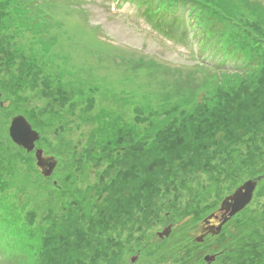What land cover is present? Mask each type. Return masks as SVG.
Returning a JSON list of instances; mask_svg holds the SVG:
<instances>
[{"label":"trees","instance_id":"obj_1","mask_svg":"<svg viewBox=\"0 0 264 264\" xmlns=\"http://www.w3.org/2000/svg\"><path fill=\"white\" fill-rule=\"evenodd\" d=\"M56 1L0 0V264H120L141 246L144 264H206L208 249L195 246L213 241L210 264H264V205L248 204L202 244L170 251L174 233L149 236L165 213L175 230L187 223L176 219H200L207 203L195 198L212 204L241 179L259 177L264 195V0H115L209 71L198 100L177 93L145 109L56 54L70 36ZM30 90L42 108L28 106ZM16 115L56 160L48 178L9 139Z\"/></svg>","mask_w":264,"mask_h":264},{"label":"rangeland","instance_id":"obj_2","mask_svg":"<svg viewBox=\"0 0 264 264\" xmlns=\"http://www.w3.org/2000/svg\"><path fill=\"white\" fill-rule=\"evenodd\" d=\"M54 2H51L53 4L52 11L56 13V17L61 22L62 29L66 31L67 36L68 32L70 33L67 41L64 40L66 48L56 54L70 59L73 72L93 74L100 85L103 82L107 84L109 91L113 89L118 94L121 92L130 94L135 102L140 103L139 106H142V109L158 105L159 99L167 102L177 93L183 94V100L186 101L194 102L200 98L196 89L202 86L209 71L197 69L190 65L189 50L185 52L181 44H171L152 31L140 15V10L127 3L113 0H57L56 3ZM27 39L29 40L28 37ZM25 93L23 92V96L27 97L28 106L42 108L43 101L38 98L32 99L31 90L25 91ZM131 110L132 106L130 105H124L121 108L122 113ZM35 147L41 149L36 143ZM43 156L52 157L44 154ZM247 180L238 181L233 189L225 192L212 204L213 197L207 194L195 198L193 201L195 204L192 205L197 208L205 205L196 204L198 201L207 203L201 216L203 219L193 220L191 217L176 219L180 225L186 221L187 223L175 230L176 225L172 220L167 219V213H165L161 225L153 226L149 231V236L151 239L156 237L159 240L156 236L157 233L169 227L168 236L171 237L173 233L174 236L167 240L164 246L170 251L177 246L176 241L187 244L195 241L199 235V230L194 231L196 230L195 226L199 225L200 227L202 225L200 221L203 222L210 211L218 210L224 198L231 195ZM256 191L257 187L254 189L249 204L262 206L264 205V195L257 196ZM200 197L202 200L198 199ZM187 200L190 201L191 198L187 197ZM180 204L185 205L184 202ZM172 218L174 220L176 217ZM198 244L202 243L199 242ZM214 246H217L215 241L210 242L209 246L197 245L195 250L202 252L205 248V251L208 249V252H203L204 256H214L209 252ZM142 247L139 251L134 248L135 250L128 254H122L120 264H133L137 259L139 260L138 264L146 263L149 259L143 252H146L147 249ZM167 257L169 258V256ZM131 258L136 259L134 262H130ZM172 259V257L169 258V264H172Z\"/></svg>","mask_w":264,"mask_h":264},{"label":"water","instance_id":"obj_3","mask_svg":"<svg viewBox=\"0 0 264 264\" xmlns=\"http://www.w3.org/2000/svg\"><path fill=\"white\" fill-rule=\"evenodd\" d=\"M8 136L11 142L25 150L26 152L34 153L35 165L40 169V173L43 177H49L56 166V161L52 157H43L42 150L36 149L35 142L38 140L39 136L36 131L32 129L29 123L21 115L15 116L10 120L8 129ZM256 180H247L241 186H239L231 195L224 198L221 202L218 211L221 213L218 225H210V220L212 218H217L214 213L209 214L204 220L205 225L201 229V234L195 238V242H202L204 233L212 236H217L222 226L233 216L243 210L251 201L253 191L256 187ZM170 228L166 227L162 232L157 233V237L162 239L167 237ZM136 258H131L130 262H134ZM215 260L213 255L204 256L203 261L206 264H210Z\"/></svg>","mask_w":264,"mask_h":264},{"label":"flooded vegetation","instance_id":"obj_4","mask_svg":"<svg viewBox=\"0 0 264 264\" xmlns=\"http://www.w3.org/2000/svg\"><path fill=\"white\" fill-rule=\"evenodd\" d=\"M214 215L215 216H217V218H212L211 220H210V225H218V223H219V218H220V216H221V213L218 211V210H216L215 212H214ZM205 225L202 223V225H201V227H200V232H201V229L204 227ZM204 235H208V234H206V233H204Z\"/></svg>","mask_w":264,"mask_h":264}]
</instances>
